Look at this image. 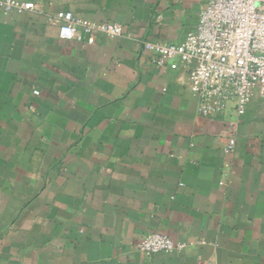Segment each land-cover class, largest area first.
<instances>
[{
    "label": "crops",
    "instance_id": "1",
    "mask_svg": "<svg viewBox=\"0 0 264 264\" xmlns=\"http://www.w3.org/2000/svg\"><path fill=\"white\" fill-rule=\"evenodd\" d=\"M17 1L36 12L0 10V264H264V99L226 154L234 102L201 117L141 49L181 42L202 0ZM59 11L123 34L62 41ZM152 232L187 246L135 251Z\"/></svg>",
    "mask_w": 264,
    "mask_h": 264
},
{
    "label": "built area",
    "instance_id": "2",
    "mask_svg": "<svg viewBox=\"0 0 264 264\" xmlns=\"http://www.w3.org/2000/svg\"><path fill=\"white\" fill-rule=\"evenodd\" d=\"M0 10L36 12L33 2L17 0H0ZM48 19L59 24L58 38L62 41L92 46L98 36L118 39L123 34L118 24L87 23L69 11H59ZM141 49L151 66L185 71L201 117L214 119L227 100L234 102L235 121L228 122L223 133V151L232 153L236 124L244 116L250 97L258 91L264 99V0H202L197 25L181 42L144 41ZM28 110L34 111L31 106ZM186 246L152 232L136 243L135 251L146 257L172 255Z\"/></svg>",
    "mask_w": 264,
    "mask_h": 264
}]
</instances>
